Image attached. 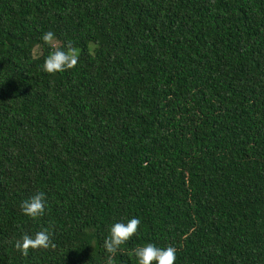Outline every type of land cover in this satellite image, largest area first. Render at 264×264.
<instances>
[{
    "label": "trees",
    "instance_id": "obj_1",
    "mask_svg": "<svg viewBox=\"0 0 264 264\" xmlns=\"http://www.w3.org/2000/svg\"><path fill=\"white\" fill-rule=\"evenodd\" d=\"M48 31L74 69L43 70ZM132 217L115 264H264V0H0V264H105Z\"/></svg>",
    "mask_w": 264,
    "mask_h": 264
},
{
    "label": "clouds",
    "instance_id": "obj_2",
    "mask_svg": "<svg viewBox=\"0 0 264 264\" xmlns=\"http://www.w3.org/2000/svg\"><path fill=\"white\" fill-rule=\"evenodd\" d=\"M42 40L54 49L44 61L43 70L49 74L65 72L74 69L79 62L78 50L74 47L71 40L64 47L58 46L55 42V34L48 31L42 35ZM47 198L44 192H38L27 200L20 203L21 211L24 215L36 220L46 214ZM141 220L132 217L127 222H116L110 229L109 234L104 240V248L109 254L105 264H115L114 257L122 251V246L126 245L133 237L140 234ZM54 225L43 228L30 235L25 232L22 237L15 242V248L22 255L27 256L30 250L55 249L56 244L53 240ZM177 249L173 245L166 248L158 247L155 243H146L132 248L127 254L135 257L137 264H176Z\"/></svg>",
    "mask_w": 264,
    "mask_h": 264
},
{
    "label": "rangeland",
    "instance_id": "obj_3",
    "mask_svg": "<svg viewBox=\"0 0 264 264\" xmlns=\"http://www.w3.org/2000/svg\"><path fill=\"white\" fill-rule=\"evenodd\" d=\"M90 46H91L90 48L92 49V48H93V45H92V44H90Z\"/></svg>",
    "mask_w": 264,
    "mask_h": 264
}]
</instances>
